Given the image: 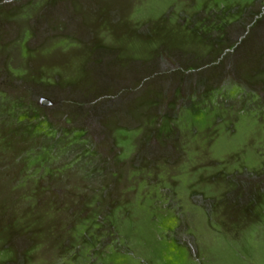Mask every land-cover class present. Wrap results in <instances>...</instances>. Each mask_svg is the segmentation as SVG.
<instances>
[{
	"label": "rangeland",
	"instance_id": "rangeland-1",
	"mask_svg": "<svg viewBox=\"0 0 264 264\" xmlns=\"http://www.w3.org/2000/svg\"><path fill=\"white\" fill-rule=\"evenodd\" d=\"M0 264H264V0H0Z\"/></svg>",
	"mask_w": 264,
	"mask_h": 264
},
{
	"label": "water",
	"instance_id": "water-1",
	"mask_svg": "<svg viewBox=\"0 0 264 264\" xmlns=\"http://www.w3.org/2000/svg\"><path fill=\"white\" fill-rule=\"evenodd\" d=\"M41 103H43V104H51V101L49 99H47V98H42L41 99Z\"/></svg>",
	"mask_w": 264,
	"mask_h": 264
}]
</instances>
